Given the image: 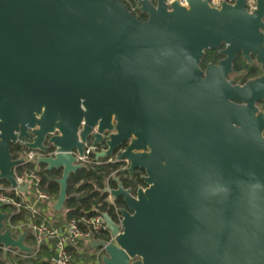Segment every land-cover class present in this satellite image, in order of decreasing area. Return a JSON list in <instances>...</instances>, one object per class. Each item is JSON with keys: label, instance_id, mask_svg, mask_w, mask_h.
I'll use <instances>...</instances> for the list:
<instances>
[{"label": "water", "instance_id": "95a60500", "mask_svg": "<svg viewBox=\"0 0 264 264\" xmlns=\"http://www.w3.org/2000/svg\"><path fill=\"white\" fill-rule=\"evenodd\" d=\"M0 0V181L17 187L12 146L25 140L47 170L61 169L52 212L64 213L68 181L87 144L126 171L103 192L112 241L91 238L103 264H264V73L237 84L239 54L264 72V0ZM219 50L217 63L202 62ZM27 184L19 186L26 192ZM0 204V247L32 254L13 237Z\"/></svg>", "mask_w": 264, "mask_h": 264}, {"label": "built area", "instance_id": "2783aa9c", "mask_svg": "<svg viewBox=\"0 0 264 264\" xmlns=\"http://www.w3.org/2000/svg\"><path fill=\"white\" fill-rule=\"evenodd\" d=\"M176 0H167L171 3ZM182 5H187V0H177ZM238 0H209L211 6L220 8L224 2L235 4ZM246 7L250 13L258 9L257 0H246ZM264 22V18H263ZM264 110V109H263ZM104 145L95 146L92 140L87 144L85 157H80L77 153L79 163H86L89 156L102 151ZM58 153L57 149L51 145L47 152L28 150L23 158L24 163L14 169V175L17 187L13 188L10 184L0 185V204L5 206L9 214L6 220V228H10L13 237L22 234L25 229L30 233L25 239L27 246H34L32 254L21 252L18 248L0 247V252L5 258L7 264H38L37 256L44 247L53 253L51 262L53 264H71L73 259V248L86 246L91 238L102 240L96 237L105 229L104 219L101 215L94 217H82L81 219L68 220L64 224L57 225L53 223L45 213V209H51L56 199L53 195L47 193L42 186V177L36 172H29L26 169H19L25 163H37L39 157H54ZM113 161V159H110ZM38 164V163H37ZM27 184V191L19 190V186ZM112 202V198L109 197ZM118 222L121 221L118 208H116ZM24 218L18 222H13L15 216ZM82 225L86 228H82ZM111 236V235H110ZM112 237L108 241H112ZM95 264H103L102 250H94Z\"/></svg>", "mask_w": 264, "mask_h": 264}, {"label": "trees", "instance_id": "16d2710c", "mask_svg": "<svg viewBox=\"0 0 264 264\" xmlns=\"http://www.w3.org/2000/svg\"><path fill=\"white\" fill-rule=\"evenodd\" d=\"M121 1L124 2L128 9L131 10L140 20L143 21L147 19V16L139 9L138 0ZM222 57L223 56L219 54V50L213 52L208 51L202 65L205 66L210 62L216 63L221 60ZM238 73H243V76L239 80L242 79L241 83L244 84L249 79L258 77L262 72L258 65L249 64L243 56L239 54L234 63V70L231 76ZM236 81L235 83H237ZM262 109H264V103ZM110 159H113V161H110ZM84 165L83 168L70 176L65 211L64 213L56 214H64L65 218L63 222H67L72 219L79 220L82 217L91 218L103 213H108L118 222L116 208L119 209L124 207V203L120 200L116 204H112L109 200V195L104 193L103 190L107 186L116 188L117 182L114 181V177L117 176L126 188H130L133 193H135L139 187L145 186L142 180L143 171L137 170L131 176V174L125 169V163L115 161V157L96 160L95 154L90 155L88 161L84 163ZM19 169H26L29 172L38 173L42 177L43 189L47 193L53 195L57 200L60 193V184L58 183V180L62 177L61 169L47 170L45 165L37 163H25ZM1 185H8V183L3 181ZM23 216L25 215L15 216L13 222L20 221L24 218ZM82 228L85 229L86 227L82 225ZM96 237L102 240H109L111 238L110 233L106 230L97 234ZM72 253L73 259L71 264H95V256L93 253L90 255L88 253L81 254L78 248H73ZM52 255L53 253L47 247H44L36 258L37 263L53 264L51 262ZM90 259L93 260V263L88 262ZM0 264H7L1 252Z\"/></svg>", "mask_w": 264, "mask_h": 264}, {"label": "flooded vegetation", "instance_id": "af4514ba", "mask_svg": "<svg viewBox=\"0 0 264 264\" xmlns=\"http://www.w3.org/2000/svg\"><path fill=\"white\" fill-rule=\"evenodd\" d=\"M223 58V57H222ZM220 61V60H219ZM218 61V62H219ZM218 62L214 63V62H210V63H214L217 64ZM209 64V63H208ZM208 64H206L205 66L202 65L203 68H205ZM255 65H258L256 63H254ZM259 66V65H258ZM260 67V66H259ZM261 69V68H260ZM261 75H263V71L261 70ZM259 75V76H261ZM259 107L262 109L263 107V103L259 104ZM26 141L25 140H18V142L12 146V154L14 155V159H20L22 157L25 156V154L28 152V148L25 146ZM3 181H0V185L2 184ZM5 213H7V210L4 208L3 209ZM6 222V221H5Z\"/></svg>", "mask_w": 264, "mask_h": 264}, {"label": "crops", "instance_id": "0c3cea01", "mask_svg": "<svg viewBox=\"0 0 264 264\" xmlns=\"http://www.w3.org/2000/svg\"><path fill=\"white\" fill-rule=\"evenodd\" d=\"M55 203V202H54ZM54 205V204H53ZM53 205H52V207H53ZM52 207H51V209H45V213L47 214V216L50 218V220L53 222V223H55V224H57V225H60V224H64L65 222H63V220H64V214H61V215H58V214H54L53 212H52ZM86 247H87V245L86 246H81V247H79V252L81 253V254H86V253H88L89 255L93 252H90V251H87L86 250ZM48 248V247H47Z\"/></svg>", "mask_w": 264, "mask_h": 264}, {"label": "rangeland", "instance_id": "374dc122", "mask_svg": "<svg viewBox=\"0 0 264 264\" xmlns=\"http://www.w3.org/2000/svg\"><path fill=\"white\" fill-rule=\"evenodd\" d=\"M242 76H243V73H238V74H236V75H232L231 78H232L234 81L238 80V81H236L237 84H242V83H241V82H242V79L239 80ZM88 262L93 263V260L90 259V261H88ZM88 262H87V263H88ZM83 263H84V260H83Z\"/></svg>", "mask_w": 264, "mask_h": 264}]
</instances>
